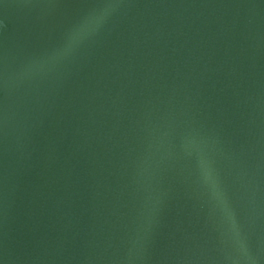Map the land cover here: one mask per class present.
I'll list each match as a JSON object with an SVG mask.
<instances>
[{
  "label": "water",
  "instance_id": "water-1",
  "mask_svg": "<svg viewBox=\"0 0 264 264\" xmlns=\"http://www.w3.org/2000/svg\"><path fill=\"white\" fill-rule=\"evenodd\" d=\"M0 264H264V0H0Z\"/></svg>",
  "mask_w": 264,
  "mask_h": 264
},
{
  "label": "clouds",
  "instance_id": "clouds-1",
  "mask_svg": "<svg viewBox=\"0 0 264 264\" xmlns=\"http://www.w3.org/2000/svg\"><path fill=\"white\" fill-rule=\"evenodd\" d=\"M99 23L98 17H89L74 28L68 36L67 48L77 44L80 40L86 37L91 31L94 30L95 26Z\"/></svg>",
  "mask_w": 264,
  "mask_h": 264
}]
</instances>
